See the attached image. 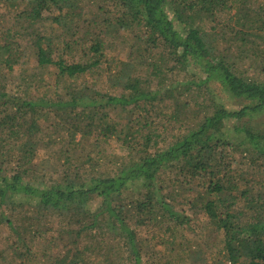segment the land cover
Masks as SVG:
<instances>
[{
    "label": "trees",
    "instance_id": "trees-1",
    "mask_svg": "<svg viewBox=\"0 0 264 264\" xmlns=\"http://www.w3.org/2000/svg\"><path fill=\"white\" fill-rule=\"evenodd\" d=\"M10 5L17 7L15 23L6 25ZM33 56L32 72L55 73L51 95L33 94L37 75L27 68L18 80L10 77ZM102 66L113 92L85 78ZM111 110L125 121L111 118ZM163 114L162 130L155 115ZM263 117L264 3L258 0H0V207L34 202L24 218L0 216V233L15 234L0 248V264L33 262L49 214L62 219L63 234L72 238L55 264H94L107 238L85 237L98 231L115 233L129 261L144 264L131 222L155 229L166 216L176 223L167 227L175 238L204 216L228 261L264 264V180L252 173L264 175L257 122ZM96 133L94 151L72 155ZM61 137L75 166L65 174L50 157L39 158ZM111 138L128 155L111 161L105 153ZM243 153L252 170L236 164ZM106 160L114 164L108 173L100 171ZM163 169L177 171L170 193ZM131 185L145 191L127 197ZM94 195L100 202L89 206ZM152 240L156 247L171 243L155 230ZM166 250L155 251L156 258ZM105 254L98 255L115 262Z\"/></svg>",
    "mask_w": 264,
    "mask_h": 264
},
{
    "label": "rangeland",
    "instance_id": "rangeland-1",
    "mask_svg": "<svg viewBox=\"0 0 264 264\" xmlns=\"http://www.w3.org/2000/svg\"><path fill=\"white\" fill-rule=\"evenodd\" d=\"M261 3H264V0H258V4ZM10 7L11 8L8 11L11 12V14L8 13V11H3V15H7L6 18H4L6 25L15 23L14 14L17 7L12 5H10ZM24 7L26 6L23 5L20 9H24ZM176 25L179 26L180 23L176 22ZM126 47L127 48H121L120 50L123 58L128 55L130 51L129 47ZM30 51L32 52V50ZM25 61L26 59L24 58V62ZM37 65V58L34 57L31 61H29L28 64H24L23 67H16L14 73L10 74V77H13L18 80L20 78V74L23 72L22 69L27 68L30 71V76L34 77V75H37L36 78L34 77L36 80L34 82V85L32 86L33 94L39 97L43 96V94L45 93L51 95V93L47 90H50L52 87H54L53 85L55 84V73L48 68H42L36 72H32L30 68ZM85 78L87 82H93V79H97L96 84H98L99 87L101 86L102 88L108 89L111 92H113L114 90L111 84L108 82L110 80L106 73V68L104 66H102L100 69H96L93 74H85ZM201 103L204 102L201 101ZM193 105L194 108L195 103ZM233 105L234 104L230 103V106ZM109 113L111 115V118L117 119L118 121L122 122L125 121L123 119L124 115H122L121 113L119 114L112 110ZM155 120L158 122V126L160 129H162L163 126L167 125V123L165 122L164 114L161 117H157V115H155ZM257 122H260L262 131H264V117L262 119H259V121ZM47 125L51 127L50 129H52V125L50 123H45V126ZM168 133H171V131ZM81 137L82 134L78 132L76 140L79 141ZM97 138L98 136L96 133L92 139L85 142L84 147L78 146L77 150L72 155L77 156L81 153H85L87 150L94 151V149L91 150V148L94 145L93 141H95ZM109 143L111 146L105 147V153H108V155L111 156V161H113V159L117 158L118 156H123L124 158L125 155H128L127 149L125 150L124 148H122L121 144L118 141H115V138H111ZM67 146V140H64V137H61L58 144L46 151L42 150V152L39 153V158L45 159L50 157V163L60 174H65V172L69 169L74 171L75 166L71 164L73 160L68 162L66 159V153L68 152V149L66 148ZM224 153H227V148H224ZM111 161H104L102 170L100 171H103L104 173L111 172V170L114 168V164ZM242 163H244L243 167H246V170H252L249 169L251 168L249 167L250 160L246 153L237 155L236 164L240 165ZM162 171L164 172L159 176L167 180L166 185L170 187V190L168 191V193H170V191H173V184L171 181L177 171L173 169H163ZM252 173L257 174L258 178L264 180V175L261 172H258V170H253ZM143 191H145L144 187L131 185L130 189L125 192V195L127 197H132ZM189 193L193 194L194 191L189 190ZM16 200L17 202L15 205L13 204L12 206H9L8 204H4L3 206H1L0 216L5 215L12 219H19L24 218L23 215L25 213L33 212L34 202L32 203V201H28L26 199ZM98 202H100V199H98V197L94 195L92 196V199H90V201L88 202V205H93L95 207L98 205ZM131 224L137 231L139 241H141V243L143 244L144 264H217L219 262L221 264H232L226 259L225 255H223L224 252L222 254V247L219 243L220 238L217 237V232L214 230L215 228L213 227L211 222L209 223L208 219L204 216L199 217L198 221L195 220V223L191 225H184L183 229L185 232H182L176 238L167 229L168 226L176 228V223L171 221L168 216H166V222L159 223L158 226L155 227V229L153 228V225H151L149 222H147V224L143 226H136L134 222H131ZM43 226L45 227V230H47V232L45 233V235L41 233L42 237L38 236V240L33 244L34 259L31 260L33 261L31 264H55L57 262L55 257L64 254L67 249L66 245L69 243V241L72 240V238H69L67 234H63V232L66 231L67 226L65 225V223L62 222V219L56 214L47 215L46 219L43 222ZM6 227L8 226L6 225ZM154 230L157 235L163 234L165 237H167L171 243L166 245L165 247H163V245L156 247V241L152 240L151 242H149L148 239H151ZM176 230L180 231V229ZM93 235L97 236V241H103L104 238H107V241L103 244L104 248H106L107 251H101L98 252V254L106 253L105 255H108L109 253L110 256H113V261L115 262L111 264H132L129 261V256L122 247L121 238L115 235V233L107 234V232L98 231L97 233L94 232L92 234H88L85 239H87V237H91L92 239ZM30 236L31 235L27 236V239L29 241ZM0 237L1 248L7 246V243L12 242L14 240L15 234L8 228H5L0 233ZM158 238L159 237H157V239ZM49 239H53V241L50 242ZM159 249L167 250L164 256L162 251L161 255L156 258L154 253L155 251H159ZM98 254L93 257L94 264L109 263Z\"/></svg>",
    "mask_w": 264,
    "mask_h": 264
}]
</instances>
